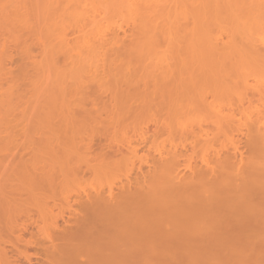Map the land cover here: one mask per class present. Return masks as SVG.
Wrapping results in <instances>:
<instances>
[{"label":"bare ground","instance_id":"bare-ground-1","mask_svg":"<svg viewBox=\"0 0 264 264\" xmlns=\"http://www.w3.org/2000/svg\"><path fill=\"white\" fill-rule=\"evenodd\" d=\"M86 1L88 0L84 2ZM110 1L113 3L115 0ZM132 1L129 0V4ZM135 1L137 0H134L130 6L127 0H117L114 4L133 7L135 3L137 4ZM175 1L172 0L171 3L174 2L176 8ZM69 2L68 4L72 3ZM179 2L185 5L184 14L188 12L189 15L193 12V19L188 16L187 18L193 20L191 27L194 26L192 30L188 28L189 32L185 28L188 33L184 38L188 34L190 38L183 39L185 45L182 47L187 51L186 56L183 54L181 63L183 84L170 86L164 93L165 96L162 97L161 94L160 99L153 97L156 92L147 89L144 90L146 95L144 100L104 105L106 118L89 119L90 121L85 119L81 125L74 117L75 114L71 112L70 104L66 102V95L65 101L60 99V93L65 94V90L67 93L69 89L61 84L62 79L56 80L61 81L59 85L56 81V83L49 81L52 87L47 81L44 82L43 85L47 84L45 87L53 89L51 92L43 87L46 89L44 99L47 95L48 98L50 97L46 99L50 102L44 103L45 100L43 102L44 110L49 109L52 106H49L50 104H55L51 98L56 93L54 101L55 98L57 101L58 99L62 101L68 113L59 109L58 102L50 108L52 111L55 108L57 114L61 111L59 113L64 115L58 114L63 118L61 121L63 123L59 124L58 128L51 127V130L57 132L56 135L61 133L53 142L51 147H54V150L51 148L53 150L51 152L55 151V156L63 159V162L57 169L50 170L51 177H49L50 171L41 169L42 173L45 171L49 177L48 179L45 173L42 174L43 184L45 180L48 184L52 181L49 186L55 194L57 189L56 191L53 189L54 185L55 188L60 187L63 191L65 184L72 177L77 179L88 172L95 177L116 175L120 180L116 185L94 196L87 195L86 199L80 196L82 200L76 201L77 206L74 204L75 207L73 205L70 207L68 220H65L67 219L65 216L58 219V223L59 220L64 219L62 228L61 226L59 228V225L55 227L57 220L55 221L53 225L55 233L53 231L54 234L47 237L50 245L38 244L39 251L45 256L41 264H264V117H257L249 124L238 122L233 118L234 114L231 115L232 117H224L222 114L224 109L228 108L233 113L242 112L245 104L250 100L241 99L223 106L216 104L215 98L220 95L219 93L223 94L226 88L220 86L215 88L218 87L216 82L223 81L225 84L227 79L232 80L230 78L248 64L264 68V42L259 39L260 44L255 36L258 29L260 30L259 25L255 23H259V14L264 11V0L249 2L247 0H185V3L184 0L176 1L178 4ZM77 3L75 2V5ZM82 4L79 3L78 7H82ZM170 6L168 5V8ZM60 9L56 8L57 12ZM51 10L49 14L56 11L55 7L54 12ZM63 10L62 7L60 10L62 13L59 11L63 15L60 17L62 19L68 16L65 14L67 11L63 14ZM79 11L78 13L81 12ZM57 12L55 15H58ZM255 12L258 14L254 18L250 14ZM227 13L228 16L232 14L230 16H233L232 20L239 22H237L238 30L245 23L248 28H241V31L239 30L241 36H238V33L237 38L232 32V43L222 44L219 42L221 40H216V36L215 39L210 37V27L214 25L209 26L206 22L219 21L217 23L221 25L220 23H225L228 19ZM237 13L245 15V18L242 15L238 17ZM224 16L225 22H223ZM49 17L47 20L50 19V22L48 20L47 23L50 25L53 22L51 25L56 30L60 28L54 25V22L58 24L57 16L54 21L51 19L53 16ZM252 23L255 24L253 29L250 26ZM205 24L204 29L210 28V31H201V35L199 28ZM184 31L185 34L186 30ZM203 32L206 34L208 32L207 36L210 38L203 36ZM250 32L255 35L252 36ZM241 33L246 34V37L244 38ZM106 36L107 40H111L108 35ZM250 36L256 37L257 41ZM64 39L57 40L60 41L58 44H61V50L65 49L64 43L68 40ZM237 39L243 40L238 43L235 42ZM54 40L56 41L55 38ZM61 40H64V43H61ZM66 46L70 50V45ZM212 82L215 83L211 84ZM61 85L64 89L61 87V92L58 90L60 92L58 93L55 89L58 86L60 88ZM45 92L51 93L45 94ZM156 95L158 96L157 93ZM213 96L215 101H210ZM126 110L132 115H141L145 112L157 113L161 118L139 124L140 127L134 135L125 133L119 142L108 144L111 136L124 131L125 126L132 121L131 117L126 118L121 115ZM47 114L50 112L48 111ZM195 115L205 117L207 124L188 131L178 129L183 118ZM88 126L94 127L93 130L89 131ZM220 136H229L232 140L231 149L226 151L216 149V142ZM98 137L99 141L96 139ZM178 137L184 140L183 144H176ZM79 144L81 149L79 147L80 150L77 152ZM203 148L207 151L205 150L206 154L201 155L200 151ZM18 166L16 169L20 168ZM26 166L27 164L25 169L28 167ZM29 170L27 168L26 177L31 179L33 173L30 170L29 174ZM37 170L40 173L38 168ZM57 179H62L60 182L61 185L65 183L64 186L57 187L58 181L55 182ZM56 240L61 241L62 244H55Z\"/></svg>","mask_w":264,"mask_h":264},{"label":"rangeland","instance_id":"rangeland-1","mask_svg":"<svg viewBox=\"0 0 264 264\" xmlns=\"http://www.w3.org/2000/svg\"><path fill=\"white\" fill-rule=\"evenodd\" d=\"M69 1L0 0V264H29V262L30 264H41V260L42 258L45 260V256L39 251L38 244L50 245L47 237L55 233L53 228L55 221L57 220L55 227L59 225L58 227L62 228L64 219L59 220V223L58 219L65 216L67 218L65 220H68L69 209L78 199L80 200V196H84V198L87 195L94 196L102 190L116 185L120 180L116 175L95 177L89 172L84 175L85 171L83 177H77V179L72 177L68 182L66 181V184L63 183L66 185L63 191L58 187L63 185L60 182L62 179L55 180V182L58 181L56 183L59 188H55L54 185L53 189L55 191L57 189L55 194L49 186L52 181L48 184L45 180L48 185L45 182L43 184L44 176L42 174L45 173V176L48 177L47 170L57 169L63 162V159H58L59 157L55 156V151L54 154L51 152L52 149L54 150V147H51L53 142L61 135V133L56 135L57 132L54 129L63 123L61 122L63 118L59 117L63 114L58 111V115L55 108L52 111L50 109L52 106L57 105L58 102L59 109L68 113V109L65 107V110L61 103L65 101L66 95V102L70 104L71 112L75 114L77 122L79 121L82 125L85 119L90 121L89 119L106 118L104 105L144 100L146 98L144 90L147 89L156 92L158 96L155 93L153 97L160 99L161 94H163L162 97L165 96L164 93L167 89L169 90L170 86L176 87L183 84L184 76L181 73L183 68L181 63L183 54L187 53L185 47H182L185 45L183 39L189 37L188 34L184 38L190 31L188 28L194 27H191L193 20H188L189 17L193 19V12H190L189 15L188 12L187 15L184 14L186 10L183 9L184 4V6L180 2L178 4L176 3L178 0H176L175 8L174 2L171 3L172 0H137L135 1L137 4L134 2L135 6L129 7L134 0H130L131 4L127 0L129 6L121 7L118 2V5L114 4L117 0L113 3L110 0H105L103 3L104 0H99L100 3L96 0ZM68 2L72 3L68 4ZM75 2H78L77 5ZM79 3H83L81 9L78 7ZM168 5L171 6L168 8ZM51 6L53 10H51ZM191 6L187 7L192 8L193 6ZM54 7L55 10L63 7V14L67 11L65 14L68 16H64V19L60 18L63 16L61 9L58 12L55 11L59 16L55 15ZM72 9L74 10L72 11ZM50 10L54 12H50L51 15L49 14ZM71 12L75 13L77 17ZM258 12L250 15L255 18ZM261 13L258 17L260 20L256 19L259 20V23H255L260 27V30L257 31L258 34L254 30L256 34L254 35L258 39L252 37L254 36L251 33L253 31L250 32L252 35L250 37L255 38V41L262 39L264 42V11ZM53 14L57 16L58 20L56 21L58 24L54 22V25L60 27L55 26L57 30L51 25L53 22L50 25L47 23L48 20L50 22L47 17L53 16L52 21L56 20ZM237 14L239 15V13ZM220 15L222 16V13ZM231 15L227 18L229 19ZM241 15L238 17L245 18V15ZM247 17L249 16L247 15ZM217 18L219 20V17ZM225 18L224 16L223 22H226L220 23L221 25L218 24L219 21L208 20L206 24L214 25L210 27L211 31L210 28L204 29L205 24L199 28V33L202 35L201 31L209 30L212 39H215L214 36H216V40H221L219 42L222 44H231L233 37L231 33L233 32L237 38L236 34L240 35L241 28H248V26L243 22L245 25L241 26L239 31V22L232 20L233 16L224 21ZM255 24L250 25L252 29ZM185 28L188 29V32ZM184 30H186L185 34ZM242 30L246 33L244 29ZM54 31L56 32L54 33ZM61 34L67 36L65 39L68 40L65 43L70 45V50L63 42L65 39ZM207 34L203 32V36L206 38ZM104 35H108L111 40H107V36ZM243 35L245 38L246 34ZM59 38L64 39L61 40V43H64L65 47L63 48L65 49H60L61 44H58L60 41H57ZM115 39H118V43ZM238 39L234 41L240 43L243 40L239 41ZM103 40L105 42H100ZM244 67L230 78L232 80L227 79L225 84L223 81L216 82L218 87L216 85L214 87L219 88L220 86L223 89L226 87L225 92L228 93L221 91L223 94L219 93L220 95L215 97L216 104L226 106L241 99L250 100L245 104L242 112L233 113L232 110L226 108L222 113L224 117H232L231 115L234 114L233 118L238 122L249 124L257 117H264V68L254 64ZM58 78L62 79L63 83L56 81ZM45 81L48 83L56 81L57 85L61 83L65 87L67 86L66 89L69 88L67 93L65 90V94L60 93L61 87L64 89L62 85L60 88L58 86L59 89H55L61 94V102L56 98L54 101L56 93H52L51 100L55 104H50L49 106H52L49 109L46 108L50 114L44 110V103L50 102V100H46L49 95L44 99V91L47 89L52 92L53 89L51 88L52 83H49L51 85L49 89L48 86L45 87L47 85L46 83L43 85ZM213 83L215 82L211 84ZM63 89L62 91H64ZM47 93L45 92V94ZM216 95L217 93L214 94V96ZM214 96L213 99L210 98V101L215 99ZM121 115L126 118L131 117L132 121L125 126L124 131L111 136L108 144L119 142L125 133L134 135V132L140 127L139 124L150 123L161 118L157 113L145 112L141 115H132L128 110L123 111ZM121 115L120 117H122ZM204 119L205 117L200 115L185 117L178 129L180 131L199 129L200 125L207 124ZM51 127L54 129L51 130ZM93 128L88 126L87 129L92 131ZM96 139L100 140L99 137ZM175 142L177 145H181L184 140L178 137ZM79 147L80 144L78 148L76 147L77 152L81 149ZM215 147L224 151L231 149L232 140L229 136H220ZM205 150L206 148H203L200 151L201 155L206 154ZM25 164L33 173H31L33 175L31 179L26 177ZM17 165L20 167L17 168L18 170L24 168L25 172L24 170L18 171ZM41 169H46V172L42 173ZM51 171L49 177H51ZM36 172L42 176L37 175ZM76 204L75 206H77ZM55 244L61 245L62 242L56 240Z\"/></svg>","mask_w":264,"mask_h":264}]
</instances>
